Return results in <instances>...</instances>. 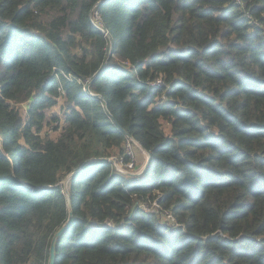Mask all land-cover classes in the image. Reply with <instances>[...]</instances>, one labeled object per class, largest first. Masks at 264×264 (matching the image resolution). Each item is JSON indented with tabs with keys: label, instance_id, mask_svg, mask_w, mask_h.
Listing matches in <instances>:
<instances>
[{
	"label": "trees",
	"instance_id": "1",
	"mask_svg": "<svg viewBox=\"0 0 264 264\" xmlns=\"http://www.w3.org/2000/svg\"><path fill=\"white\" fill-rule=\"evenodd\" d=\"M69 203L54 264H264V0H0V264H49Z\"/></svg>",
	"mask_w": 264,
	"mask_h": 264
},
{
	"label": "built area",
	"instance_id": "2",
	"mask_svg": "<svg viewBox=\"0 0 264 264\" xmlns=\"http://www.w3.org/2000/svg\"><path fill=\"white\" fill-rule=\"evenodd\" d=\"M94 6L89 14V20L92 24L99 26L102 25V17L100 13L95 9ZM140 144L136 140L127 139L123 145V152L116 153L110 156L112 163L116 170L120 172H138L141 168H137L134 162L135 148H140ZM140 150V149H139ZM153 206L156 207L158 204L153 202ZM160 219L168 224L175 223V218L171 211L168 209L159 210Z\"/></svg>",
	"mask_w": 264,
	"mask_h": 264
},
{
	"label": "rangeland",
	"instance_id": "3",
	"mask_svg": "<svg viewBox=\"0 0 264 264\" xmlns=\"http://www.w3.org/2000/svg\"><path fill=\"white\" fill-rule=\"evenodd\" d=\"M63 100H64V98L62 96H60L57 104L52 106L48 111V114L57 116V118L51 119V122H48L44 128L46 133L52 138H55L57 136V134L60 131L59 128L63 122V112H64V105H63L64 101ZM19 108H20L22 115H24L25 109H26V104L25 103L19 104ZM55 127H57V128H55ZM165 130H166V132H168L167 126H166ZM139 151L140 150L138 148H135V152H134L135 165H141L142 162L145 160V153L141 154ZM145 205H146V208L149 210L150 206L147 204H145Z\"/></svg>",
	"mask_w": 264,
	"mask_h": 264
},
{
	"label": "water",
	"instance_id": "4",
	"mask_svg": "<svg viewBox=\"0 0 264 264\" xmlns=\"http://www.w3.org/2000/svg\"><path fill=\"white\" fill-rule=\"evenodd\" d=\"M91 13V11H90ZM89 13V14H90ZM89 84H90V81L87 83V89H89ZM116 122V121H115ZM127 137L131 140H135L133 139L130 135L127 134ZM140 146V150H142L144 153H145V160H144V163H143V166H142V169L138 172H125L126 174H129V175H134V174H139L141 171H143V169L145 168L147 162H148V159H149V152L146 151L141 145ZM107 160L111 161L112 162V159L111 158H106ZM85 164V163H84ZM83 164V165H84ZM77 170V169H76ZM74 170L73 172L69 173V175H67L61 182L62 184V187L65 189V191L67 192V182H68V179L69 177L76 171ZM42 186H39L37 188H40ZM67 198H69V195L67 193ZM73 215H72V210H71V206H70V203H69V212H68V218L67 220L57 229V231L54 233L52 239H51V242H50V258H49V264H54V255H55V241L57 239V237L63 232V230L66 228V226L69 224V222L71 221Z\"/></svg>",
	"mask_w": 264,
	"mask_h": 264
},
{
	"label": "crops",
	"instance_id": "5",
	"mask_svg": "<svg viewBox=\"0 0 264 264\" xmlns=\"http://www.w3.org/2000/svg\"><path fill=\"white\" fill-rule=\"evenodd\" d=\"M139 152H140L141 154H144V152H143L142 150H140ZM145 157H146V156H145ZM143 163H144V161L142 162L141 165H136V167L142 169Z\"/></svg>",
	"mask_w": 264,
	"mask_h": 264
}]
</instances>
